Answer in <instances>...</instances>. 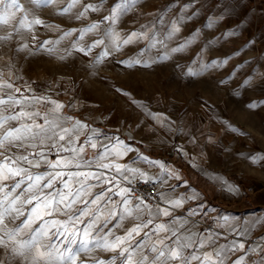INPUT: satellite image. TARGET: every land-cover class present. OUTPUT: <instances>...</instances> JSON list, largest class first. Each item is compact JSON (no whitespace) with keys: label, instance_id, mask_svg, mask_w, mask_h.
I'll list each match as a JSON object with an SVG mask.
<instances>
[{"label":"snow or ice","instance_id":"snow-or-ice-1","mask_svg":"<svg viewBox=\"0 0 264 264\" xmlns=\"http://www.w3.org/2000/svg\"><path fill=\"white\" fill-rule=\"evenodd\" d=\"M61 2L26 0L29 7H25L20 0H0V29L5 26L12 29L7 35L0 36V41L11 42L15 37L22 40L21 29H27L34 47L17 40L14 48L17 56L23 52L27 53L26 59L41 52L54 55L55 47L47 45L59 44L60 41H40L37 46L32 26L44 24L53 31H61L59 25L46 24L35 15L37 9ZM107 3L108 0H99L96 4L70 0L58 12L75 21L86 18L89 12H108L101 21L87 27L63 30L61 37L64 39L79 32V38L72 43V47L85 57L102 46L104 50L94 59L93 67L127 45L148 41L147 47L140 53L120 62L128 67L143 65L150 68L171 59L175 53L186 52L199 39L197 30L177 47L168 48L166 44V41L176 39L181 31L180 25L201 14L202 9L196 8L201 0L183 4L179 15L171 18L170 13L180 4V0H175L162 10L149 13L152 17L150 24H142L140 29L126 35L117 30V25L123 17L137 13L142 0H117L111 8L105 9ZM81 4V11L75 16L69 15L73 8ZM233 7V0H219L216 8L223 11L220 15L210 16L206 26L213 27L224 20ZM17 13H21L22 17L13 23ZM29 15L33 16L31 21ZM139 15L137 13V18ZM105 22L108 26L101 29ZM157 25L160 27L157 28ZM237 32L238 29H232L224 35L235 36ZM87 33H93L98 38L84 46L80 42ZM249 43L255 44V41ZM152 49L165 51L154 58L142 59L144 53ZM59 59L66 57L60 56ZM197 60L199 67H195L197 61H193V65L183 73L185 77L199 76L228 63L227 59L204 63V53L199 54ZM8 67L7 76L11 78L13 65ZM4 75L0 72V264H89V261L90 264H228L229 261L231 264H247V256L258 250L262 255L254 264H264V240L250 245L244 255L231 259L236 252L245 249L244 241L255 229L264 228V215L241 221L240 217L224 215L221 210L206 203L198 204L187 214L175 215L188 201L204 199L200 192L182 179L178 170L140 153L138 148L117 136L100 133L80 119L62 114L65 105L46 95L49 89L38 93L29 85L22 91L10 79H4ZM124 95L130 94L125 92ZM132 103L162 128L172 131L163 114L151 112L148 105L135 100ZM260 103L264 104V101ZM69 107L76 109L78 104L73 103ZM249 107L256 108L258 104L252 103ZM209 140L214 143L211 137ZM89 149L94 150L92 156L88 155ZM177 151L187 158L188 154L182 148L178 147ZM130 152L137 153L133 164L142 162L150 168L159 167L161 171L156 176H150L139 167L120 163ZM251 160L253 163L264 160V155L252 156ZM189 163L209 180L218 182L226 193L239 194L238 186L223 176L209 173L195 162V158ZM135 178L144 184L160 187L167 185L170 179H176L189 191L177 197V185H171L169 192L137 196L133 185ZM153 200L157 202H150ZM209 213L219 214L210 218ZM126 222L131 226L125 227ZM202 225L207 226L201 230ZM217 228L224 230V239L229 235L237 238L218 245L222 234ZM118 230L122 234H118ZM97 250L112 255L102 259L96 255ZM82 256L89 259H81Z\"/></svg>","mask_w":264,"mask_h":264},{"label":"rangeland","instance_id":"rangeland-1","mask_svg":"<svg viewBox=\"0 0 264 264\" xmlns=\"http://www.w3.org/2000/svg\"><path fill=\"white\" fill-rule=\"evenodd\" d=\"M20 2L24 3L25 7H29L26 0H20ZM116 2L117 0H108L105 9L111 8ZM174 2L175 0H142L137 9V13H140L138 18L137 13L128 14L118 23L117 30L122 35H126L131 31L140 29L142 24L152 22L149 13L158 9L162 10ZM189 2L190 0H180L179 6L170 13V17L178 16L180 7ZM218 2L219 0L215 1V3ZM262 2L261 0H233L234 7L231 13L213 27L206 26L209 17L220 15L223 9L213 10L212 7L215 6L216 8V5H200L201 14L180 25L181 31L176 39L166 41V44L168 48L177 47L184 38L191 37L197 30L200 33L199 39L186 52L175 53L171 59L155 64L150 68L143 67V65L128 67L120 62L136 56L147 47L148 41L127 45L122 51L114 56L106 57L104 62L93 67L94 59L104 50L102 46L93 49L91 54L85 57L72 47V43L79 38V32H75L71 37L64 39L61 37L63 30L87 27L93 22L101 21L108 12L105 10L98 13L89 12L87 17L82 20H71L68 16L58 14L60 9L70 3V0H62L58 5L43 7L35 11V15L46 24L60 26L61 31H53L51 28L45 27L44 24L32 26V34L37 38V46L40 41H60L59 44L47 45V47H55L56 53L54 55L41 52L26 59L27 53L23 52L17 56L14 51L17 40L20 43H28L30 48L34 47L27 29H21L24 36L22 40L15 37L11 42L0 41V53H5L6 56L10 57L13 70L17 73V77H21L22 84L32 87L41 84L47 89L60 93L62 98L77 99L86 104V109L92 114V122L97 123L101 128L109 132H118L143 139L149 133L160 132L165 128L147 117L142 109L132 103L133 100L148 105L151 112L160 113L167 117L166 123L170 119L175 121L177 126L182 119L203 120L201 111L205 109L203 107L205 101L228 98L230 100L228 106L238 111L243 109V105L247 103L258 104L257 101L262 99L264 94V90L261 89L264 88V76L261 75L264 74V60H262L264 21L257 12L262 10ZM83 3L96 4L99 3V0H83ZM82 7L83 4L77 5L69 15L75 16L82 10ZM21 17L22 14L17 13V19L13 23L18 22ZM32 19L33 16L29 15V20ZM107 26V22H105L101 25V29ZM159 27L157 25V28ZM232 29H238L237 35L231 36L228 41H224V38L228 37L224 33ZM11 30V26L3 27L0 29V36L7 35ZM165 31H167L166 28ZM97 38L93 33H87L80 43L87 46ZM253 40L255 44L249 43ZM210 41L214 43L210 44ZM228 45L231 48L235 47V50L241 49L243 52L241 57L250 54V59H252L249 64L245 65V68L241 67L242 58L237 60L240 63H237L238 74L235 82L249 84L253 87H237L227 97V92L222 90L224 83H221V81H227V77L222 72L213 74L207 70L195 77L183 75L188 71V66L193 65V61H197L195 67H199L200 62L197 60L199 54L204 53V63H211L213 55L220 57L227 55L229 50L226 46ZM247 46L249 47L246 48ZM164 51L163 49H152L151 52H145L142 59L154 58L162 55ZM69 53L71 54L69 55ZM60 56H65L66 59L60 60ZM34 76L37 80L33 79ZM33 81L35 83H32ZM50 85L51 88H49ZM117 89L121 91H117ZM125 92L130 95H124ZM249 110L250 114L245 117L246 122L241 121L240 123L241 128L247 130L252 136L247 148H251L253 153H264V110L261 107L249 108ZM154 125L161 128L154 129ZM150 128L151 131H149ZM96 255L102 259H107L112 253L97 250ZM81 259L88 260L89 258L82 256Z\"/></svg>","mask_w":264,"mask_h":264},{"label":"crops","instance_id":"crops-1","mask_svg":"<svg viewBox=\"0 0 264 264\" xmlns=\"http://www.w3.org/2000/svg\"><path fill=\"white\" fill-rule=\"evenodd\" d=\"M215 1L216 0H201V3L197 4L196 8H200V5L205 4H207V6L216 5L217 3H215ZM261 1H263L262 10L257 12L264 21V0ZM212 9L216 10L217 8L213 6ZM230 39L231 36H228L224 38V41ZM248 47L249 46L246 48ZM226 48L229 50L227 51V55L222 57L213 55L211 60L227 59L228 63L208 71L213 74L222 72V74L227 77L226 83L222 84V90L226 91V96L229 97L230 92L236 90L237 87H253L252 85L249 86V84H238L235 82L236 75L238 74L237 60L242 58L240 61L242 64L241 67L245 68V65L249 64L252 58L250 59L249 53L241 57L240 55L243 53L241 49L235 50V47L231 48L229 45L226 46ZM7 57L5 53H0V72L5 74L4 79H10V82H12L15 87H20L23 91L28 85L22 84L21 80L16 78L17 73L13 70V67L11 69L13 76L11 78L7 76L9 71L8 65L11 64L9 60L10 57ZM262 60H264V53L262 55ZM33 79L37 80L35 76ZM32 88L36 89L38 93L41 90L47 89L41 84ZM261 89L264 90V88ZM45 94L65 105L62 109V114L80 119L82 122L89 124L92 128L97 129L100 133H107L109 136H117L126 143L131 144L134 148H138L140 153H143L153 160H159L165 165H169L178 170L182 179L186 180L191 188H195L200 192L204 199L203 201H188L183 209L176 211L175 215H180L181 213L187 214V211L196 208L200 203H206L209 207H215L221 210L224 215H236L240 217L241 221L247 217L264 215V160H259L255 163L251 160L252 156L264 155V153H253L251 148H247L249 147L248 145L250 144L252 136L251 133L240 126L241 121L246 122L245 117L250 114L249 103L243 105V109L238 111L228 106V102L230 101L228 98L205 101V103H203L205 109L201 111L203 120L199 121L193 118L190 120L182 119L177 126L175 121L168 119V123L172 128L171 132L164 129L160 132L155 131L154 133H149L146 137H143V139H139L118 132H109L101 128L97 123L92 122L93 117L86 109V104L77 99L62 98L60 93L50 89ZM261 101H264V94L263 98L257 101L258 107L264 110V104L260 103ZM73 103L78 104L76 109L69 107V105ZM43 110H46V108L42 109V111ZM158 127L161 128L160 126ZM158 127L154 125V129H159ZM233 129H235V131H233ZM130 137L133 139H130ZM209 137L214 140V143L210 142ZM102 138L101 136V139ZM81 139H83V137H81ZM162 141H166V143ZM178 147L182 148L183 151L188 154L187 158L177 151ZM201 153H203V155H201ZM93 154L94 150L89 149L88 155L92 156ZM136 155V152H130L119 162L130 164L133 167H139L150 176H156L161 171L159 167L150 168L147 164L142 162L133 164L132 162ZM193 158H195V162L200 167L207 169L209 173L223 176L225 180L238 186L239 194L233 195L226 193L222 190L218 182H213L209 180L207 176L202 175L191 163H189V160H193ZM171 185H177L175 193L177 197L189 191L188 187L182 186V182L176 179H170L168 184L163 187L158 186L160 192H169L171 191ZM218 214L219 213H209V217L211 218ZM163 219L167 220L168 218ZM194 219H199V217H195ZM209 223H212L211 219H209ZM130 226V223H125V227ZM206 226L207 225H202L201 230ZM217 231H220L222 234L221 239L218 241V245L225 244L228 240L237 238L229 235L227 239H224V230L217 228ZM118 234H122V232L118 230ZM238 238L244 240L243 237ZM137 239H139V237H137ZM260 240H264V228L258 227L244 241L245 249L236 252L231 256V259L234 260L238 256L244 255L250 245H255L257 241ZM261 255L262 253H260L259 250L255 254H249L247 256V264H254ZM193 264H196V262H193ZM228 264H231V261H229Z\"/></svg>","mask_w":264,"mask_h":264},{"label":"built area","instance_id":"built-area-1","mask_svg":"<svg viewBox=\"0 0 264 264\" xmlns=\"http://www.w3.org/2000/svg\"><path fill=\"white\" fill-rule=\"evenodd\" d=\"M134 187L137 189L136 195L139 196L141 194H144L147 196L149 193H151L153 196H155L158 192H160V188L158 185L153 186L152 184H144L142 180H134L133 181ZM152 203H156L157 201L153 200L150 201Z\"/></svg>","mask_w":264,"mask_h":264}]
</instances>
